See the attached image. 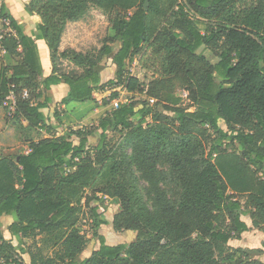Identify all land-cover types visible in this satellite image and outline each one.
Masks as SVG:
<instances>
[{
  "label": "trees",
  "instance_id": "obj_1",
  "mask_svg": "<svg viewBox=\"0 0 264 264\" xmlns=\"http://www.w3.org/2000/svg\"><path fill=\"white\" fill-rule=\"evenodd\" d=\"M92 8L111 22L102 47L61 50L68 23ZM26 10L51 51L53 69L43 77L35 39L2 4L18 31V38H7L5 45L20 60L0 69L6 121L0 135L8 128L26 132L21 141L29 150L0 153V218L14 215L11 233L32 238L34 248L30 263L18 259L0 224V261L264 264L247 251L238 257L241 249L229 244L249 230L243 215L264 231V0H31ZM204 46L215 59L198 53ZM138 57L153 75L149 86L127 71ZM104 59L117 67L107 83L99 69ZM176 79L188 88L191 107L179 99L164 104V110L120 101L100 120L102 140L94 150L86 136L77 143L71 134L40 140L30 135L33 129L53 132L43 111L52 101V85H68L61 100L66 106L95 101L96 92L111 90L105 107L118 99V87L168 99ZM12 88L18 104L10 117L4 102ZM25 90L28 97L22 96ZM137 113L141 118L135 122ZM109 131L121 134L122 142L111 146ZM169 180L177 184L176 200L168 194ZM89 191L94 198L101 193L118 199L115 230L137 234L129 244H108L96 232L99 248L82 259L88 239L80 224L92 199ZM91 212L97 218L99 207Z\"/></svg>",
  "mask_w": 264,
  "mask_h": 264
},
{
  "label": "rangeland",
  "instance_id": "obj_2",
  "mask_svg": "<svg viewBox=\"0 0 264 264\" xmlns=\"http://www.w3.org/2000/svg\"><path fill=\"white\" fill-rule=\"evenodd\" d=\"M79 34L82 36L84 41L80 44L81 49H96L99 50L103 43L106 41L109 33L111 32V22L108 16H106L100 9L92 8L83 18L79 25ZM117 46V44L115 45ZM198 53L206 55L208 58L215 59V54L212 50L207 47H201L198 50ZM0 60L2 58L0 57ZM109 59H104L101 63L100 67L103 66L102 71V79L107 83L110 79L115 77L116 68L112 65H108ZM127 71L132 75H135L141 79L146 86H149L150 82L153 80V75L151 72L146 71L142 68L139 57L136 58L132 63H128ZM169 85L167 89L168 93L172 96L166 99V95L159 99L153 98L149 93H132L127 90L122 89L121 87L117 88L120 95L118 99L111 101L108 106H103L104 100L109 97L111 94L110 91H98L95 93V101L88 102H77L71 104V106H64L61 104V99L59 101H52L49 108L45 109L48 117V123L53 127V132L48 133L46 130L33 129L30 130L31 137L36 140H40L49 136H60V135H68L71 134L72 138L78 143L80 138L83 136L88 137V148L94 150L101 143V135L99 130V122L105 116V114L110 111L112 108L116 107L120 101H134L136 107L141 109L144 105L150 104L155 110H164V104L174 103L175 99H179V104L184 107H191L192 102L189 99V91L188 88L183 84L180 79L174 80ZM69 90V87L67 88ZM66 90V95L68 93ZM164 93V92H163ZM60 95L58 90H54L52 92V98ZM5 117V111L2 110ZM141 118V114L137 113L133 119L135 122H138ZM24 124V120H22ZM150 121V119H149ZM4 124L6 121H3ZM4 127V125H2ZM79 131L80 133H76ZM17 133V134H16ZM18 131H13V139L12 141L6 140L8 136H0V153L5 155H15L17 153L24 152L28 149V144L22 143L19 144L16 142V138L21 140L24 138V134H19ZM52 134V135H50ZM107 141L110 142L111 146H116L122 142L121 134L118 132L109 131L107 134ZM25 142V141H23ZM10 143H14L11 145ZM16 144V145H15ZM128 153L131 152L130 148L126 150ZM162 169L167 170L168 165L161 166ZM169 183L168 186V194L171 199L176 200L179 196V190L177 189V184L173 181H167ZM140 183L145 187L147 184L145 181L141 180ZM166 184V182L164 183ZM167 186V187H168ZM144 194L146 198H148L147 191L145 189ZM98 198H94L93 191H89L87 196H91L92 199L90 203L85 206V217L81 221V229L82 232L86 235L88 239L87 246L81 255V258L87 254L90 256L94 249L98 248L100 245V240L98 236L95 235L96 232L99 234H103L106 238L107 243L117 244V243H126L129 244L136 239V232L132 230H123L121 232H117L111 222L113 221V216L120 210L119 200L116 198L103 196L101 193L96 194ZM86 198L81 199V204L85 205ZM94 206L99 207V216L97 218H92L91 208ZM243 219H249V216L243 215ZM107 220L109 223H101L99 224V220ZM112 238H111V237ZM235 240H240L235 239ZM233 241V245H236L237 241ZM230 244V243H229ZM231 247L232 246L230 244ZM240 248V247H239ZM241 251L238 253V257L243 254V251H247V253L256 258L264 253L263 249H243L240 248Z\"/></svg>",
  "mask_w": 264,
  "mask_h": 264
},
{
  "label": "crops",
  "instance_id": "obj_3",
  "mask_svg": "<svg viewBox=\"0 0 264 264\" xmlns=\"http://www.w3.org/2000/svg\"><path fill=\"white\" fill-rule=\"evenodd\" d=\"M30 1L31 0H2L3 5L5 6L6 12L12 18H14L19 25L22 26L25 34H27V35H29L35 39L37 47H38V51L40 54L41 63H42L43 77H47L51 74L52 69H53L52 59H51V51H50L46 41L43 38L38 37V35L40 34V31L37 29L36 19L32 15H30L26 10V6L30 3ZM82 20H83V18L78 20V21L68 23V25L65 28L64 34H63L61 47H60L61 50L66 49L67 47H70V48L75 49V50L81 49L79 46L84 41V39L82 38V36H80L79 27L77 25H79ZM21 50H22V48L20 47L19 51H21ZM0 57L2 58V60H0V69L3 65L9 67V66H12L15 63H17L18 60H20V57H16V56L11 55V54H8L5 56H0ZM109 60L110 61H109L108 65H112L114 68H117L116 65L113 63L112 59H109ZM102 71H103V66L100 67V75H101L102 82H105L102 79V76H103ZM67 88H68V85L64 82L57 84V85H52V92L54 90H58L60 93V95H57V97L52 98V101L55 102V101H59L60 99L62 100L66 96V90H68ZM50 104H49V107H50ZM64 106H66V105H64ZM43 111L47 116L45 109ZM4 120H5L4 113H3L2 109H0V129L3 128L2 125H4V122H3ZM13 131H14L13 129L8 128V130L1 133L0 136L1 137L2 136H8V138L6 140L12 141V139L14 137ZM16 142L19 144L26 143V142H23L17 138H16ZM10 144L14 145V143H10ZM28 150H29V146H28V149L24 152H28ZM243 220L247 223L249 230L244 232L241 235V237L239 238L240 240H235L238 238L230 240V244L232 246H235V248H239V247L243 248V249H246V248L256 249L257 248V249H263L264 250V247H263L264 231L257 229L253 226L252 219L250 218V216H249L248 220L247 219H243ZM14 221H15L14 215H3L0 218L1 233L4 237V239L10 240L12 242V244L15 246L16 257L18 259H20L21 261H23L24 263H30L31 262L30 250L34 248V241L32 238H29V237H22L19 235H17V236L13 235L10 231V225ZM106 223L108 224L109 221L106 220ZM111 224L113 225V221L111 222ZM105 240H106V238H105ZM234 240L237 241L236 245H233ZM108 244H112V243H108ZM98 248H96V249H98ZM96 249H94V250H96ZM86 257H88L87 254L85 256H83L82 259H84ZM256 258L264 262V253L260 256H257ZM0 264H5V263L0 261Z\"/></svg>",
  "mask_w": 264,
  "mask_h": 264
},
{
  "label": "built area",
  "instance_id": "obj_4",
  "mask_svg": "<svg viewBox=\"0 0 264 264\" xmlns=\"http://www.w3.org/2000/svg\"><path fill=\"white\" fill-rule=\"evenodd\" d=\"M2 4L3 2L2 0H0V56H5L8 54V50L5 45V40L10 37L18 38V31L15 28L10 16L3 13ZM22 96L28 97L29 92L25 90L22 93ZM4 104L7 107V115L12 117L17 111V104H18V95L15 89L13 88L10 89Z\"/></svg>",
  "mask_w": 264,
  "mask_h": 264
}]
</instances>
